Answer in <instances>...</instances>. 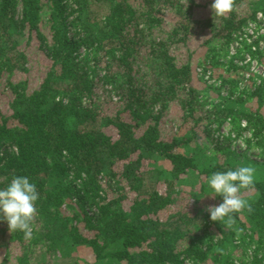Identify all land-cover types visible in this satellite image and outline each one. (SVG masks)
I'll list each match as a JSON object with an SVG mask.
<instances>
[{
	"label": "trees",
	"instance_id": "16d2710c",
	"mask_svg": "<svg viewBox=\"0 0 264 264\" xmlns=\"http://www.w3.org/2000/svg\"><path fill=\"white\" fill-rule=\"evenodd\" d=\"M181 2L0 0V76L7 75L11 96V113L0 109V188L14 176H27L39 193L30 236L10 231L21 247L17 264H30L35 253L65 257L77 246L90 250L88 264H204L216 246L239 254L236 260L221 253L214 258L218 264H264V163L237 160L219 140L213 150L220 156L197 143L199 129L204 135L213 124L229 120L233 131L249 130L264 146V115L244 107L247 98L264 101V86L252 84L246 99L221 98L207 107L193 84L192 57L179 64L171 54L174 45L187 44L193 27L209 35L201 47L210 53L216 43L226 47L258 10L264 11V0L254 10L244 7L250 0H235L228 15L203 19L192 14L196 0ZM72 5L78 22L73 26L84 34L77 40L70 36L65 15ZM171 7L177 19L168 30L160 11ZM35 38L48 65L33 88L30 78L38 63L28 48ZM80 48L94 53L96 65L103 52L106 66L91 67L87 56L79 58ZM101 85H111L104 90L117 100L109 96L101 102ZM173 104L185 134L166 141L161 126ZM183 146H191L190 152L183 153ZM158 157L169 167L155 168L151 181L144 164ZM239 165L255 168L253 186L242 190L249 192L244 198L251 213H233L230 226L212 221L200 205L207 195L203 185L191 209L173 212L188 178H208ZM208 228L213 234H207Z\"/></svg>",
	"mask_w": 264,
	"mask_h": 264
},
{
	"label": "rangeland",
	"instance_id": "374dc122",
	"mask_svg": "<svg viewBox=\"0 0 264 264\" xmlns=\"http://www.w3.org/2000/svg\"><path fill=\"white\" fill-rule=\"evenodd\" d=\"M187 0H182L181 3H186ZM197 6L194 10H192V14L194 11L195 16L197 19H203L208 16H211L213 13L210 9V5L213 0H196ZM133 3V0H130ZM245 8L248 7V10L260 9V0H250V2L244 5ZM74 5L70 6L65 15L66 20L69 26V33L73 39L77 40V38L81 39L83 37V31L81 30L79 25H74V23H78L76 19V15L74 11ZM169 10H162L160 11L161 16L164 18L162 27L166 29H171L175 23L177 17H175L169 11H174V8ZM20 4H18L15 18H18L20 13ZM243 11L242 9H240ZM259 12L262 10H258ZM187 14L183 15L186 16ZM180 18V19H181ZM185 19V18H184ZM208 34L203 33L200 27H193L191 29V34L188 37L187 44L181 45L176 44L171 49V54L177 59L179 64H183L189 61V56L192 57V71H193V84L195 85L196 89L199 92L200 100L207 102V107L218 103L221 98L224 99H235L237 97H242V99H246L245 97L250 93L247 90L248 87L253 88L252 84L246 83L243 78L247 79V69L245 71L241 68L236 67L233 63L236 60H240L241 56L243 57L245 54L242 50L231 51L230 45L222 48L219 47L218 43L215 44V52L210 53L208 49L202 48L203 42L208 38ZM243 48L247 51V54H250L251 47L245 45L243 43ZM198 50L195 54L192 51ZM28 53L31 56L32 61H36L38 63V71H35L33 74L34 77H31V84L33 88L38 87L41 79L43 78L44 71L48 65V59L44 55V53L38 49V42L37 39H33L29 48ZM79 58H82L84 55L87 56L88 60H90L89 64L91 67L97 66L99 68H104L107 64L106 57H104L103 52L100 53L96 58L98 60V65L94 64L96 60H93L95 56L94 53L90 49L80 48L79 51ZM245 57V56H244ZM241 62V60H240ZM34 65V63H33ZM26 77L28 75H17V78ZM22 77V78H23ZM10 78V77H9ZM253 78V77H252ZM250 79V83H257L254 85L261 84V87L264 86V77L260 80H253ZM15 80L14 77L11 78ZM8 77L7 75L0 76V109L3 110L5 114H10L11 111L8 107V101L10 100V90L8 86ZM107 95L104 99H106ZM101 101V99H100ZM102 102V101H101ZM206 107V108H207ZM245 108L251 109L253 112L255 110H259L262 115H264V101L259 104L256 97L247 98ZM113 107H110L108 111H111ZM181 115L179 107L176 105H171L165 120L161 126V132L163 138L166 141H169L174 135H178L179 137L184 136V132H180V125H181ZM245 122L242 121V127H244ZM112 136L116 137V133L113 129L108 131ZM202 134V135H201ZM198 144L205 145L206 151L211 153H215L216 155L220 156L219 151H214L213 146H215V141L219 140L222 141L223 146L227 148L231 153H233L234 157L242 162L247 164L251 163L252 161H258L264 163V146L258 145V139L252 136V132L249 130H244L240 132L233 131L232 123L229 120H226L225 123L218 126L217 124H213L210 128L208 133L203 135L201 129L198 130ZM230 138L229 142H226L225 139ZM264 143V142H263ZM196 143L191 145L195 146ZM196 147V146H195ZM197 148V147H196ZM183 153H189L191 150V146H183L181 147ZM168 162L162 158L158 157L152 159L144 164V169L151 170L150 174L148 175L151 181H154L157 176L155 172V168L163 167L168 168ZM147 176V178H148ZM148 178V179H149ZM204 186L203 192L206 193V196H202L201 207L208 208L210 205H218L222 202V200L218 201V197L214 196L211 189L207 185V178L204 176L200 178L191 177L188 178L186 184L180 185V195L178 196L177 205L173 212H186L188 207L191 209L192 204L195 201H192L194 197L201 193V186ZM200 190V191H199ZM195 192V194H191ZM202 192V194H203ZM199 193V194H200ZM249 192L243 193V195L247 196ZM200 197V195H199ZM218 198V199H217ZM130 205L129 200L125 202V207L128 208ZM228 229V227H225ZM207 234H213L211 228H208ZM193 233H196L193 229ZM218 238L215 239L217 241ZM215 241L213 240L212 243L215 245ZM233 244L238 246L239 240L235 238L233 240ZM239 248V247H237ZM216 253L214 250H211L207 255V260L204 264H218L214 261V258L221 257V253H231L232 259H238L239 254H237V250L235 251L236 255L229 251L215 247ZM254 250V246L251 244L248 254L252 253ZM21 254V247L19 243H17L14 238L11 236L10 231L8 229L7 222H1L0 219V263L2 264H17L16 258ZM88 264L93 261V256L90 250L85 246H77L70 250V253L65 257H57L53 258V256H45L41 257L40 253H35L34 257L31 258L30 264ZM55 261V263L53 262ZM238 262V261H237ZM189 262L186 261L184 264H188ZM238 264V263H235Z\"/></svg>",
	"mask_w": 264,
	"mask_h": 264
},
{
	"label": "clouds",
	"instance_id": "9594fccd",
	"mask_svg": "<svg viewBox=\"0 0 264 264\" xmlns=\"http://www.w3.org/2000/svg\"><path fill=\"white\" fill-rule=\"evenodd\" d=\"M235 0H213L210 9L215 16L223 17L234 10ZM255 168L239 165L235 169L215 171L207 178V185L214 196H221L222 202L210 205L206 210L214 222L231 225L233 213L253 211L251 204L244 198L242 190H249L254 184ZM39 193L36 185L27 176H14L0 188V219L7 222L9 231H20L30 236L32 222L37 216L36 202Z\"/></svg>",
	"mask_w": 264,
	"mask_h": 264
},
{
	"label": "built area",
	"instance_id": "2783aa9c",
	"mask_svg": "<svg viewBox=\"0 0 264 264\" xmlns=\"http://www.w3.org/2000/svg\"><path fill=\"white\" fill-rule=\"evenodd\" d=\"M243 43L251 47L250 54L243 48ZM231 51L242 50L245 54L241 56L240 60H236L233 63L238 68L245 71L247 69V79L243 78L245 85L253 84L250 83V79L260 80L264 77V11H258L255 13L254 17L249 20L244 26L241 27L240 31L234 35L233 40L229 43ZM245 68V69H244ZM100 73L99 76H102ZM102 83V82H100ZM257 84V83H254ZM104 87L98 88V95L101 101L105 100L110 96L112 100H117V96L111 93H106V89L109 90L111 85H103ZM105 89V90H104ZM105 91V92H104ZM245 126V124H244Z\"/></svg>",
	"mask_w": 264,
	"mask_h": 264
}]
</instances>
